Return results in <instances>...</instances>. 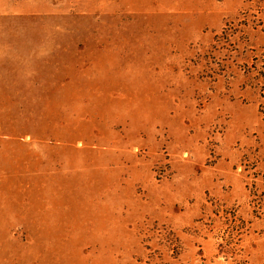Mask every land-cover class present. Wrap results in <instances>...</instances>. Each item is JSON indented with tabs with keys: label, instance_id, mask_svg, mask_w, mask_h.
I'll return each mask as SVG.
<instances>
[{
	"label": "rangeland",
	"instance_id": "obj_1",
	"mask_svg": "<svg viewBox=\"0 0 264 264\" xmlns=\"http://www.w3.org/2000/svg\"><path fill=\"white\" fill-rule=\"evenodd\" d=\"M0 264H264V0H0Z\"/></svg>",
	"mask_w": 264,
	"mask_h": 264
}]
</instances>
